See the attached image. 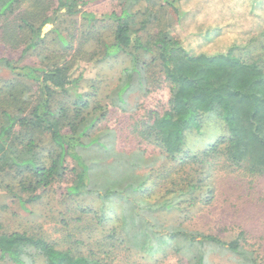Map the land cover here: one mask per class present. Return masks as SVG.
Here are the masks:
<instances>
[{
    "label": "trees",
    "instance_id": "1",
    "mask_svg": "<svg viewBox=\"0 0 264 264\" xmlns=\"http://www.w3.org/2000/svg\"><path fill=\"white\" fill-rule=\"evenodd\" d=\"M142 1L145 7L136 10ZM88 2L0 0V65L12 73L0 77V190L33 203L62 182L66 199L100 200L95 207L78 204L80 213L63 219L69 227L64 237L78 232L74 245L27 229L7 231L0 222V258L13 264H112L135 250L157 263L171 254L181 264H264L246 230L224 237L185 225L198 204L214 199L209 180L217 171L264 176V60L236 54L250 48L254 25L264 22V0H163L176 13L178 29H187L184 36L172 30L163 5L153 12L152 0H123L119 10L100 17L84 9ZM78 14L85 25L78 34L56 22ZM52 23L57 25L43 33ZM152 26L157 30L145 36L142 31ZM31 55L32 63L24 62ZM118 57L129 65L107 94L111 103L99 99L100 83L81 90L82 62L100 65ZM164 87L162 106L146 105L139 114L140 105L132 107L126 123L141 144H154L165 157L153 175H139L135 161H120L125 150L109 169L88 158L92 148L110 156L116 150L110 137L117 129L103 124L109 105L128 110L132 92ZM205 115L215 117L223 132L191 154L188 133L201 134ZM152 179L165 189L154 200L146 196ZM166 214L172 222L163 219ZM97 227L101 237L86 242L84 232Z\"/></svg>",
    "mask_w": 264,
    "mask_h": 264
},
{
    "label": "rangeland",
    "instance_id": "2",
    "mask_svg": "<svg viewBox=\"0 0 264 264\" xmlns=\"http://www.w3.org/2000/svg\"><path fill=\"white\" fill-rule=\"evenodd\" d=\"M220 0H215L219 2ZM123 0H89L88 4L84 7L85 10L91 11L97 16H103L110 13L115 9H120L119 4ZM155 3L153 12H158L160 5H163L162 13L165 19L172 25V30H177L181 36L187 32L186 28H179L177 25V15L174 10L166 5L163 0H152ZM196 3V2H195ZM198 4V1H197ZM202 6V4L200 3ZM145 4L140 2L135 5V9L143 8ZM156 12V13H157ZM142 15H140V18ZM57 24L61 22L71 29H75L77 34L80 33L85 27L81 14L73 17L62 16L58 19ZM57 24H47L43 33L53 29ZM62 25V24H61ZM206 28V26H205ZM157 29L149 27L142 31L147 36V33H153ZM254 33V41L248 49H239L236 51L240 57L249 61L261 57L264 60V22L256 23L252 29ZM4 53V45L0 41V55ZM34 56L26 58L24 62H31ZM82 66L78 72H84L85 81L81 85V90L86 91L90 88L91 81L96 84H101V91H99V99H102L103 104L111 103L112 99L108 98L107 94L117 84V79L121 70L129 65L126 57H118L109 63L95 65L93 62H82ZM0 77L10 78L12 73L4 65H0ZM168 98V89L166 87L158 89L150 94H145L143 91L136 90L132 92L128 98V110H121L115 105H109V113L104 125H108L117 129L115 138L110 137V144L114 145L116 149L113 155L99 151L98 148H92L90 152L86 153L91 161L97 163L115 164L118 158V151L125 150L127 155L120 159L123 161H135L137 163L136 172L145 177V174L151 173L153 170L159 168L165 161V157L159 147L154 144L143 142L141 144L126 123L130 114L137 108V114L144 111L147 105L150 108L162 106ZM141 103L143 105L141 106ZM163 103V104H162ZM132 107H134L133 110ZM130 108V110H129ZM125 127V128H123ZM223 132L219 121L213 116L205 115L203 117L201 134L193 131L188 133L187 136V149L191 154L199 153L209 143H212ZM138 147H141L144 153H138ZM136 153V155H135ZM98 171H100L98 169ZM120 169H116V174H120ZM117 180V179H113ZM154 180H149L146 196L154 200L164 195V187ZM214 187V199L207 204L203 202L198 204L190 219L185 225L195 228L200 231H212L220 236H230L240 230H246L248 237L252 243H255L256 248L260 250L264 257V176H242L237 173H230L226 171H217L212 179L209 180ZM15 184L14 180H9ZM20 188L17 186L13 193H18ZM64 192V184L57 183L51 188L40 200L33 203H23L20 196L9 194L0 190V222L3 223L7 231L27 229L34 233H44L51 241L63 240L66 244L74 245V240L78 235L69 237L68 240L64 235L69 231V227L63 223V219L69 218L79 214L77 211L78 204L82 203L86 206H99L100 200L96 195L82 196V198L75 197L74 199H66L62 196ZM163 219L167 222H172L171 217L164 215ZM101 228H92L83 234L86 242L95 241L101 237ZM79 246V245H78ZM110 263H118V259L112 260ZM0 264H13L0 258ZM36 264H45L42 260ZM118 264H181L177 256L168 255L164 261L156 262L155 256H148L138 253L135 250L129 253L126 260ZM214 264H229L225 259H216Z\"/></svg>",
    "mask_w": 264,
    "mask_h": 264
}]
</instances>
